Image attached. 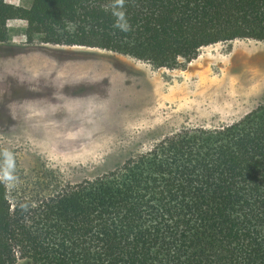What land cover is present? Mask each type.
I'll list each match as a JSON object with an SVG mask.
<instances>
[{
	"label": "trees",
	"instance_id": "obj_1",
	"mask_svg": "<svg viewBox=\"0 0 264 264\" xmlns=\"http://www.w3.org/2000/svg\"><path fill=\"white\" fill-rule=\"evenodd\" d=\"M8 13L0 0V44ZM26 20L29 43L154 69L184 68L219 43H264V0H34ZM20 263L264 264V102L78 183L46 176L11 195L0 174V264Z\"/></svg>",
	"mask_w": 264,
	"mask_h": 264
},
{
	"label": "rangeland",
	"instance_id": "obj_2",
	"mask_svg": "<svg viewBox=\"0 0 264 264\" xmlns=\"http://www.w3.org/2000/svg\"><path fill=\"white\" fill-rule=\"evenodd\" d=\"M33 1L6 0L9 41L0 44V174L11 195L46 176L93 178L182 128L233 123L264 102V87L219 86L224 61H264L263 42L219 43L184 68L154 69L104 50L29 43Z\"/></svg>",
	"mask_w": 264,
	"mask_h": 264
},
{
	"label": "bare ground",
	"instance_id": "obj_3",
	"mask_svg": "<svg viewBox=\"0 0 264 264\" xmlns=\"http://www.w3.org/2000/svg\"><path fill=\"white\" fill-rule=\"evenodd\" d=\"M199 59H201V56ZM211 61L214 62L215 60ZM224 63L227 66L226 75L222 83L219 84L220 87L225 86L229 82L235 84L241 90H246V92L259 91L264 87V61L260 55L251 57L240 56L238 59L230 62L231 64L229 63V65H227L226 61ZM228 80L229 82H227Z\"/></svg>",
	"mask_w": 264,
	"mask_h": 264
},
{
	"label": "clouds",
	"instance_id": "obj_4",
	"mask_svg": "<svg viewBox=\"0 0 264 264\" xmlns=\"http://www.w3.org/2000/svg\"><path fill=\"white\" fill-rule=\"evenodd\" d=\"M118 15H120V16H121V18H122V16H123V14H122V13H119Z\"/></svg>",
	"mask_w": 264,
	"mask_h": 264
}]
</instances>
